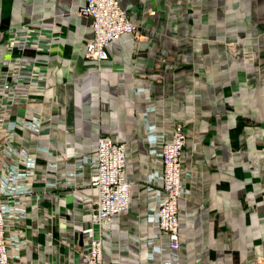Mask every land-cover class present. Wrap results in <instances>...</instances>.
<instances>
[{
	"label": "crops",
	"instance_id": "obj_1",
	"mask_svg": "<svg viewBox=\"0 0 264 264\" xmlns=\"http://www.w3.org/2000/svg\"><path fill=\"white\" fill-rule=\"evenodd\" d=\"M120 1L134 20L147 17L94 62L85 57L91 20L78 13L85 0H0V71L18 55L6 47L14 33L29 29L25 54L38 58L30 97L46 119L41 135L18 138L48 180L12 224L21 241L12 264H81L95 196L84 157L102 135L127 143L133 182L106 264H159L145 239L163 198L160 142L178 121L188 137L179 264H255L264 253V0ZM26 108L19 102L13 117Z\"/></svg>",
	"mask_w": 264,
	"mask_h": 264
},
{
	"label": "built area",
	"instance_id": "obj_2",
	"mask_svg": "<svg viewBox=\"0 0 264 264\" xmlns=\"http://www.w3.org/2000/svg\"><path fill=\"white\" fill-rule=\"evenodd\" d=\"M78 13L91 20L93 38L86 44L85 57L94 62L108 60L109 48L115 41L138 31L136 20L120 0H85ZM30 32L27 29L21 34L14 33V39L6 47L11 53L17 50L18 55L12 56L5 63V69L0 71V264H12V259L19 258L12 252L13 248L17 250L21 246L20 235L12 230V224L26 217L31 198L37 192L35 184L48 180L38 172L37 152L18 142V138L27 133L41 135L46 120L44 103L30 97L38 60L25 54L32 45ZM36 38H42V34ZM153 77L157 79L160 75ZM21 101L27 103V108L24 113L13 117L14 106ZM187 141L184 124L178 121L171 139L160 142L163 198L156 211L155 231L145 239L148 247L158 250L159 264H179L180 261V199ZM127 150L126 142L102 135L94 152L84 157L94 168L89 184L94 188L95 196L92 198L89 224L84 229L81 264H106L104 250L109 228L130 209L133 182L128 177ZM22 261L14 264H21ZM255 264H264V253L257 256Z\"/></svg>",
	"mask_w": 264,
	"mask_h": 264
},
{
	"label": "rangeland",
	"instance_id": "obj_3",
	"mask_svg": "<svg viewBox=\"0 0 264 264\" xmlns=\"http://www.w3.org/2000/svg\"><path fill=\"white\" fill-rule=\"evenodd\" d=\"M155 16H156V14H153L152 17H155ZM146 17H147V16L143 15L142 18L136 19L137 26H138V30L141 29L142 22L144 21L143 19L146 18ZM136 33H138V31H137ZM136 33H135V34H136ZM135 34H134V35H135ZM176 66H177V64L174 63V64H173V68L176 67Z\"/></svg>",
	"mask_w": 264,
	"mask_h": 264
}]
</instances>
